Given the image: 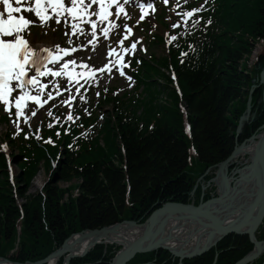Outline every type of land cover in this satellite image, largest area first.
Masks as SVG:
<instances>
[{"label":"trees","instance_id":"trees-1","mask_svg":"<svg viewBox=\"0 0 264 264\" xmlns=\"http://www.w3.org/2000/svg\"><path fill=\"white\" fill-rule=\"evenodd\" d=\"M192 5V10H202L183 27L182 41L161 58L152 54L141 61L131 93L106 94L97 105L110 107L100 126L98 112L90 107L88 114H76V124L60 121L54 129L45 128L39 141L4 136L17 148L14 161L19 171L9 182L0 154L1 258L35 262L82 230L123 220L143 222L146 213L169 201L197 205L201 182L213 177L205 174L207 170L226 160L236 143L258 133L264 125V84H259L264 53L251 67L248 61L255 44L264 41V0H197ZM157 19L166 24L164 18ZM154 39L162 41L159 36ZM169 67L179 94L165 73ZM251 86L252 118L235 140ZM1 120L7 122L5 116ZM50 159L55 161L53 168ZM40 165L48 177L39 191L29 193ZM214 190L210 186L202 200ZM259 231L264 239V227ZM118 249L97 245L70 264H109ZM252 249L247 236L229 235L209 252L182 264H235ZM263 262L264 253L252 264ZM129 264H178V260L167 251H157L136 255Z\"/></svg>","mask_w":264,"mask_h":264},{"label":"water","instance_id":"water-1","mask_svg":"<svg viewBox=\"0 0 264 264\" xmlns=\"http://www.w3.org/2000/svg\"><path fill=\"white\" fill-rule=\"evenodd\" d=\"M261 83H264V69L260 73ZM253 89L254 86H251L245 111L237 121L235 140L251 115ZM260 129H263L262 135L255 134L240 144L236 143L230 156L216 165L213 178L206 184H201L202 193L197 205L193 202H165L146 213L143 222L123 220L101 229L82 230L71 234L58 249L41 260L19 263L0 257V264H56L60 259L62 264H70L74 259L85 257L97 245L119 246L109 264H129L136 255L157 251H167L178 260V264H182L183 261L209 252L229 235L248 237L253 249L235 264H252L264 252V240L257 238L258 229L264 221V125ZM251 142L255 145L253 152L245 154L248 155L247 161L239 162L237 158ZM210 171L211 168L205 174ZM201 179L202 177L199 181ZM210 185H214L215 190L208 200L203 201L204 192ZM196 187L197 184L192 195ZM248 188L250 193H247ZM250 196L252 198L248 200ZM190 223L193 224V229L186 238L174 235V230ZM121 225L140 228L141 231L126 243H123V240H128L126 237L118 242L110 241L108 234ZM194 238L195 245L186 248ZM172 241L178 242L179 247H169L168 244Z\"/></svg>","mask_w":264,"mask_h":264},{"label":"snow or ice","instance_id":"snow-or-ice-1","mask_svg":"<svg viewBox=\"0 0 264 264\" xmlns=\"http://www.w3.org/2000/svg\"><path fill=\"white\" fill-rule=\"evenodd\" d=\"M129 3V0H0V104L4 105V110L8 112L11 108L10 98L14 99L15 102V115L17 118L24 116L25 123L28 122L29 117L24 115V109L26 104L31 101L37 107L30 109L32 116H35L40 108H43L48 101L53 100L52 91H45L49 86L41 82L43 77H66L69 83L73 81L75 84H80V79H84L87 83L92 79L97 71H111V68L107 66L101 67L100 69H93L86 63H77L76 60L63 63L59 70H54L49 65H58L64 57L71 55L78 49L71 47L70 49L62 48L60 45H55L54 48H42L36 50L30 46V41L27 36L30 35L28 31L32 26H46L48 21L55 17V23H61V17L64 18L65 29L71 28V35L80 33L81 35L86 34L84 29L80 26L83 23H90L91 33L90 35L95 38L97 36V23L91 18L96 16L99 18V22L103 24L105 21H109V17L112 15L110 9L115 7L117 9L115 16L117 19L120 18L121 13L124 12L123 5ZM167 4L168 0H164ZM17 5V6H14ZM34 4V7H33ZM94 5H98V11L91 10ZM179 5V0H177ZM143 12L145 5H139ZM148 8H152V4L147 5ZM51 10V14L49 13ZM91 10V11H90ZM202 9H193L191 11L178 13L182 17L191 18ZM28 12L33 13L36 20L40 23L37 24L36 20L29 19L24 15L19 17L15 14ZM65 14H67L65 16ZM144 18L143 14L140 19ZM69 19L72 23H69ZM184 23H188V19H184ZM196 22L193 21V24ZM179 24L173 25V27H179ZM115 23L109 22L108 27L101 28V31L105 38L108 37L109 31L116 28ZM127 33L131 32V29L126 25L121 26ZM65 36H68V43L72 45L71 35L68 31H65ZM128 38L127 35L119 40V43L123 45V40ZM176 40L175 36L170 38ZM95 45V41H92ZM136 44L133 43L131 49H123L124 51L135 50ZM114 49L109 52V56L114 53ZM123 57H120L117 63L122 61ZM74 69L79 67L81 69H89L88 72L70 71L69 68ZM127 65L121 64V68ZM31 73V75H30ZM121 75H124L121 71ZM79 77V78H78ZM83 87V85H80ZM59 85L54 81L53 90L56 91V95L62 93L58 90ZM70 91V89H66ZM18 91V95L13 96L14 92ZM77 91H79L77 89ZM42 97H46L43 99ZM72 98L62 101L63 104L70 106ZM47 115L53 117L51 111L47 112ZM55 119V117H53ZM66 119L74 122L72 114H68ZM49 128L53 127L51 123L48 125ZM19 132V125L17 124ZM18 134V133H17ZM60 133H57L59 136ZM37 139H40L37 136ZM52 143L51 140L46 141ZM5 150H6V146Z\"/></svg>","mask_w":264,"mask_h":264},{"label":"rangeland","instance_id":"rangeland-1","mask_svg":"<svg viewBox=\"0 0 264 264\" xmlns=\"http://www.w3.org/2000/svg\"><path fill=\"white\" fill-rule=\"evenodd\" d=\"M135 1H142V0H135ZM171 1H176V0H168V3ZM162 2H163L162 3L163 5L168 4V3L165 4L164 1H162ZM184 2H185V0L181 1V3H184ZM14 6H17V5L14 4ZM130 7H132V8H130ZM165 7L166 6L156 8V10L154 11L155 15L159 11L164 10ZM135 8H137L136 3L129 2V4L126 7L125 13L120 20L110 19L109 22L115 23L117 25V27L112 29V32L108 38L99 39L97 42H95V45H93V44L87 45L88 40L92 37L90 35L91 29L89 30V26H88L89 23H83L80 25L84 29L86 34L81 35L80 33H77L76 35H71V28L65 29V27H64V18L63 17H61V23L59 25L56 24L57 30L55 32H50L46 29L38 28V30H37V32H35V34L33 33L34 32V30H33L31 35L27 36V38L30 41V46L36 50H40L42 48H45L46 46H48L49 48H54L55 45H60L62 48H65L68 46L69 47H83V49H81L80 52H78L71 59H68L67 61L59 63L58 65H49L50 67H53L54 70H59L60 67H62L63 63L69 62L71 60H76L78 64L81 62L86 63L90 66V68H93V69H100L101 67H103L104 64L112 62L111 65L107 67V68H111L110 72L107 70L104 72L97 71L96 75L92 78V80H90V82H88V83H95L94 84L95 87L92 89L91 96H90L91 103L94 105L100 100V98H101L100 93L102 90L113 88L114 90H117L116 94L118 96H122L125 93H129L131 88H132L131 77L126 72L128 67L127 66L123 67V68L116 67L114 62H113L115 59L114 55L112 54L111 56H109V52L112 51L113 49L115 51L120 50L121 54L126 57L124 65H128L131 52L137 56H139V54L142 53L143 50H141V49H139V50L135 49L132 51H127V52L123 50L125 48L129 49V46L132 42H139L141 37L145 36V34H143V32H142L143 29H141L142 26L139 24H136L137 20L141 21L140 17L142 15V13H138L137 11H135ZM151 13H149L148 15H143L144 18L142 20L145 21V23L147 24L146 33L148 32L149 28L152 27L154 24V16H152ZM22 14L29 19L36 20L33 13L22 12ZM15 15L20 16L21 14L18 13ZM65 16H66V14H65ZM135 19H136V21H134ZM178 19H179L178 23H183L182 19L181 20H180V18H178ZM36 23L39 24L40 22L38 20H36ZM50 23H55V17L53 19H51L47 23V25ZM69 23H72V21L70 19H69ZM123 25H126L128 28L131 29V34L127 33L126 31H124L122 29L121 26H123ZM33 27L35 28V27H44V26H33ZM42 30H43V32L41 34ZM59 31H62L63 33H65V31L69 32V34L71 35V40L73 42L72 45H69V43H68L69 38H68V36H64L63 33H62V36L64 38L63 37H61L62 39L59 38ZM163 32L164 31L162 28H158V29L155 28V30L153 31L154 34L159 35V36H162ZM98 35L99 34L97 33L96 37H98ZM125 35H127L128 38L126 40H123V45H121L119 43V40H122ZM62 40H64V42ZM66 44H68V45H66ZM166 44H167V42L164 41V42H160V43H154V45L152 47L149 46L148 51L146 53H144V55H143L144 58H147L149 54H153L155 57L161 58L162 56L165 55V51H166L165 47L167 46ZM144 48H146V45H144ZM260 53L261 54L264 53V41H259L258 43L255 44L254 50L252 52V56L250 57V59L248 61L249 67H251L253 65V63H255L256 58L260 55ZM260 67H263L262 69H264V64L263 65L260 64ZM69 70L75 71V72H80V71L88 72L89 69H81L78 66L73 69L70 65ZM121 71H123L124 75H121ZM165 73H168L169 75L171 74L170 70H168V69ZM63 78H64V90L66 92L68 91L66 89L70 88V89L76 90L75 87L79 88L81 85L82 79H80V84H75L74 81L72 83H69L67 81L66 77H63ZM259 84H260V75H259ZM262 84H264V83H261L260 85H262ZM258 86L259 85L257 84L256 87H258ZM108 110H110V107L107 104H105L100 109V111L103 112L104 115ZM42 113H43V110L39 109V111H37L36 115L33 116V123H32L33 125L39 126L41 118H42ZM251 118H252V116L250 115L247 123H249L251 121ZM101 122H102V119H100L99 124H101ZM247 123H245V124H247ZM244 125H243V127H244ZM7 126L13 127L12 122H10L9 125H7ZM5 130H6V126H4V125H2V123H0V147L6 146V154H7L8 164H9V170H10L11 176L12 175L14 176V174H16L19 171L18 166L16 164V161H14L15 155H17V150L15 148H13L10 144H8L6 139L3 137ZM262 130L263 129H259V131H258V133H256V135L261 134ZM0 154L2 155L3 153L0 152ZM237 160H239V162H241V163H244L245 161L248 160V155H240L237 158ZM189 161H190V158H189ZM214 172H215V169H213V170L211 169V171L208 174L210 175V173H211V174H213L212 176H214ZM47 177H48V172L44 169L43 166L40 165L39 171L36 174V176L33 178V181L29 187V193H34V192L39 191L42 183L46 181ZM207 182L208 181H202L201 184H206ZM209 187L207 188L208 190H209ZM263 227H264V221H263L262 225H260L258 232H257V238L259 240H264V239H260V237L263 235V232L259 231Z\"/></svg>","mask_w":264,"mask_h":264},{"label":"bare ground","instance_id":"bare-ground-1","mask_svg":"<svg viewBox=\"0 0 264 264\" xmlns=\"http://www.w3.org/2000/svg\"><path fill=\"white\" fill-rule=\"evenodd\" d=\"M253 135H255V134H253ZM254 148H255V145L253 144V142H251L250 145H247L246 147H244V151L241 153V155H245L247 153H252ZM253 189H254V187H253ZM247 193H250L249 188L247 189ZM251 198H252V196H250L248 200H250ZM192 229H193V224H191V223L186 224L183 227H179L177 230H174V235H176L177 237H179L181 239H184V238H186V236L190 233V231ZM140 231H141L140 228H129L128 226L121 225L118 228H116L113 231V233L108 234L107 238L110 241H117L118 242L119 240L124 239V237H126V238H128V240H123L124 241L123 243H126L129 240L135 238L140 233ZM168 245L171 248L179 247V244L176 241H172ZM194 245H195V238L189 242V244L187 245L186 248H192ZM50 264H54V263L51 262Z\"/></svg>","mask_w":264,"mask_h":264}]
</instances>
